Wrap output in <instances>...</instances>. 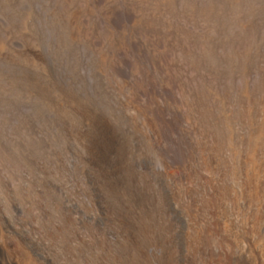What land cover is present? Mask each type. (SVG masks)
Masks as SVG:
<instances>
[{
	"label": "bare ground",
	"instance_id": "1",
	"mask_svg": "<svg viewBox=\"0 0 264 264\" xmlns=\"http://www.w3.org/2000/svg\"><path fill=\"white\" fill-rule=\"evenodd\" d=\"M49 5L65 56L53 63L69 69L67 78L44 65L35 48L16 50L9 35L0 36V61L6 54L20 60L5 72L9 88H20L28 103L38 100L35 115H52L48 122L54 119L61 136L45 172L19 133L0 134V264H105L113 250L135 264V234L143 248L164 255L171 244L179 247L173 263L156 256L152 264H264V0ZM28 14L17 25L24 40L33 33ZM135 43L145 59L141 81ZM82 51L94 72L93 95L77 73ZM62 137L80 144L84 165L77 171L90 186L83 192L89 205L76 203L78 194L71 197L57 182ZM108 209L126 226L122 233L113 234L95 214L107 217Z\"/></svg>",
	"mask_w": 264,
	"mask_h": 264
},
{
	"label": "rangeland",
	"instance_id": "2",
	"mask_svg": "<svg viewBox=\"0 0 264 264\" xmlns=\"http://www.w3.org/2000/svg\"><path fill=\"white\" fill-rule=\"evenodd\" d=\"M27 1H29V0H0V13H2V14H0V24H1V26H0V29H2V30H0V36H3V35H9L10 36V38H11V40H14V42L12 41V44H17L15 47H14V45H13V47L16 49V50H19V49H21L22 47H24L25 45H30L32 48H35V51L39 54V55H41L40 56V58L41 59H43V61H44V65H46V66H48L53 72H55V71H59L60 73H62V76H66V78H67V74H69V69H67L66 68V66H63V68L61 67V69H58V67L57 66H55L56 64V61L55 60H57L55 57H57L56 55L58 54V57L57 58H59V59H61L64 55L62 54V51H60L59 50V45H58V41H57V31H56V27H55V25L54 24H52L53 22H52V20H51V16H50V12H51V8H53V7H49V9H48V2H46V0H36V1H33V0H30L29 2H32V3H29V2H27ZM47 1H49V3L51 4H55V0H47ZM42 2V3H41ZM46 2V3H45ZM15 4V5H14ZM31 4H32V6H31ZM39 4V5H38ZM49 5V6H53V5ZM23 5V6H22ZM43 5H44V7L45 8H43ZM35 6V8H33ZM17 7H18V9H17ZM21 7V8H20ZM40 9H38V8ZM42 7V8H41ZM7 8V9H6ZM15 8H16V10H15ZM25 8V9H24ZM38 9V11H37V9ZM46 8L48 9V10H46ZM20 9V10H19ZM25 10V11H27V12H25V11H21V10ZM44 9H45V12H44ZM10 11V12H12V13H10V12H7V11ZM19 12H18V11ZM15 11H17V12H15ZM30 11V12H29ZM41 11V12H40ZM49 13H47V12ZM6 12H7V14H6ZM25 12V13H24ZM8 13L10 14V15H8ZM15 13H18V14H16V16H12V14H15ZM30 14V17H31V27H32V30H33V33L31 34V37L29 38L30 40H24V39H22L23 37H21V35H19V32L17 31L18 30V26L20 25V21H21V19H22V17H23V15L24 14ZM22 14V17L20 16ZM28 14V15H29ZM1 15H3V17H1ZM46 15V16H45ZM49 15V16H48ZM14 17H15V19H14ZM40 17V18H39ZM3 20H2V19ZM5 18V19H4ZM19 18V19H18ZM36 18H38V20L36 19ZM6 19L7 20H9L8 22H6ZM34 21H33V20ZM2 20V21H1ZM12 20V21H11ZM18 20V21H17ZM37 20V21H36ZM45 21V22H44ZM2 22H4V23H2ZM15 22V23H14ZM34 22H36V24L34 23ZM39 23V25H38V23ZM42 22V23H41ZM17 23V24H16ZM52 24V25H51ZM18 25V26H17ZM38 25V26H37ZM51 25V26H50ZM12 27V28H9V27ZM35 26V27H34ZM54 26V27H53ZM4 27V28H3ZM39 27V28H38ZM47 27H49V28H47ZM53 27V28H52ZM17 28V29H16ZM45 28V29H44ZM6 30V32H5V30ZM14 29H16L15 30V33L13 32L14 31ZM39 29V30H38ZM51 29V30H50ZM10 30H12V31H10ZM35 30H37V32L39 31V33H35L36 31ZM40 30H42V33H41V31ZM52 31H55V33L54 32H52ZM13 32V33H12ZM17 32V33H16ZM19 36H18V35ZM36 34V35H35ZM42 34H44L43 36H42ZM11 35H13V36H11ZM52 35V36H51ZM43 38H42V37ZM16 37V38H15ZM44 38H45V42H44ZM35 39V40H34ZM42 41H41V40ZM34 40V41H33ZM28 41H31L30 43L28 42ZM37 41L39 42V43H37ZM51 41V42H50ZM55 43H54V42ZM136 41V40H135ZM36 42V44H34ZM47 42H48V44H49V42H50V44L53 46H50L49 45V47H48V44H47ZM29 43V44H28ZM33 43V44H32ZM43 43V44H42ZM54 43V44H53ZM24 45V46H23ZM39 45H41V46H39ZM43 45H45V47H46V49H45V47H43ZM38 46V47H37ZM42 47V48H41ZM135 55H137L138 57H136L135 56V58L137 59V60H135L137 63H138V67H136V69H135V71H136V73H135V80L137 79L138 81H141V78H143V77H145V72H146V67H141V66H144L145 65V63H144V55L143 54H140L139 53V51H138V48H137V44L135 43ZM18 48V49H17ZM45 50H47V51H45ZM59 50V51H58ZM83 50V49H82ZM55 53V54H54ZM81 53H83V54H81ZM62 54V55H61ZM44 55V56H43ZM46 55V56H45ZM50 55V57H47V56H49ZM60 55V56H59ZM80 55H81V60L80 61H82V62H80V64L78 65V68L79 67H81V68H79V70L77 69V73L79 74L80 72L82 73V75H81V73L79 74L80 75V77L82 78V80L84 81V80H91V81H85L84 83L86 84V86L84 87V86H82L84 89H86L87 90V92H88V94H91V95H93V92H92V90H93V85L92 84H94V82H95V80L92 78V76H93V69H92V67L90 66V61H89V58L85 55V52L84 51H82V52H80ZM83 55V56H82ZM10 55H8V54H6V55H4V59L2 60V61H0V134H1V136H6V135H16V133L18 134V137H19V139H21L20 141H22V142H24L25 144H27V147H29L30 149H31V151L33 152V153H35L36 155L35 156H37L36 158L38 159V161H40L41 163H42V167H41V169L43 170V171H45V172H47L48 171V166L50 165V163H49V160H48V156H49V153H50V149L51 148H56L55 147V145L56 144H53V143H55L57 140L55 139V137L58 135V134H56V130L54 129V128H52L51 127V125L52 124H50V123H52V121L54 120H52L50 123L48 122V121H50L53 117H51L52 115H50L49 113H46L42 118H39V117H37L35 114H36V112H38V110H40L39 108L41 107V103L38 101V100H35V99H33L32 98V100H30V102L28 103L27 101H25L26 100V98H25V96L24 95H20L19 93H23L22 92V90L20 89V88H15V89H10L9 88V86H8V84H7V78H6V76L7 75H5V72H6V74H7V72H8V70L9 69H18L19 68V66H20V60L18 59V58H16V57H9ZM62 56V57H61ZM139 56H140V58H141V62H140V58H139ZM54 57V58H53ZM65 57V56H64ZM84 57V58H83ZM15 58V59H14ZM51 59V60H50ZM9 60V61H8ZM11 60V61H10ZM52 60H54V61H52ZM64 60H66V59H64ZM15 61V62H14ZM53 62H55V63H53ZM85 62V63H84ZM144 64H143V63ZM13 65V67L12 66H10L11 64ZM51 63V64H50ZM84 63V64H83ZM87 63H88V65H87ZM141 64H143V65H141ZM52 65V66H51ZM81 65V66H80ZM140 65V66H139ZM4 66V67H3ZM88 68H87V67ZM12 67V68H11ZM52 67H54L55 68V70H54V68H52ZM32 68V70L35 72L36 70L38 71L39 70V68L37 69L36 68V66H35V69H34V66H32V67H30V69ZM85 68L88 70V71H86L85 70ZM144 70H142V69ZM4 69V70H3ZM6 70V71H5ZM90 70H91V72H90ZM63 71H64V73H63ZM83 71H84V75H83ZM139 72V74H138V72ZM86 72H88V73H86ZM5 76H4V75ZM86 74H87V77H86ZM138 75H140L139 77H138ZM142 75V76H141ZM86 78V79H85ZM89 78V79H88ZM140 78V79H139ZM66 81H67V79H66ZM92 81H93V83H92ZM90 83V85L91 86H89L88 84ZM5 89H4V88ZM8 88V89H7ZM89 88H90V90H89ZM13 90V91H12ZM89 90V91H88ZM9 92V94H7ZM91 92V93H90ZM16 93V94H15ZM20 95V97H18ZM21 97H24V99L23 98H21ZM3 99V100H2ZM11 99V100H10ZM10 100V101H9ZM9 101V103H7V104H4V102H8ZM13 101V102H12ZM37 101V102H36ZM14 102H15V104H14ZM33 103V104H32ZM19 106H18V105ZM36 104V105H35ZM29 105V106H28ZM2 106V107H1ZM12 106H13V108H12ZM22 106V107H21ZM39 108H38V107ZM14 107H16V109L14 108ZM20 107L22 108V109H20ZM32 107V108H31ZM33 107H35V109H33ZM8 108V109H7ZM25 111V112H24ZM27 111V112H26ZM105 112L106 113H109V110H107V107L105 106ZM13 113V114H12ZM50 115V116H49ZM24 118V119H23ZM29 118V119H28ZM22 121H21V120ZM28 119V120H27ZM5 121V123H4V121ZM6 121H7V123H6ZM35 121V122H34ZM26 124H25V123ZM9 125L11 126V127H9ZM1 126H6L5 128H3V127H1ZM18 127V128H15L16 129V131L17 132H15V129H14V127ZM20 127V128H19ZM29 127V128H28ZM32 127V128H31ZM37 127V128H36ZM42 127V128H41ZM28 128V129H27ZM35 128V129H34ZM49 128V129H48ZM12 129H14V130H12ZM18 129V130H17ZM20 129V130H19ZM11 130V131H10ZM45 130V131H44ZM20 131H22V133H24V135L20 132ZM34 131V132H33ZM25 132H27V133H25ZM34 133V134H33ZM52 134H54V135H52ZM28 137V138H27ZM47 137V138H46ZM54 137V138H53ZM59 137H61L60 135H58V138ZM26 138V139H25ZM29 138H31V139H29ZM34 138V139H33ZM38 138L41 140V139H44V140H41V141H39L38 140ZM53 139V141H52V139ZM25 139V140H24ZM32 139H33V141H32ZM50 139V140H49ZM75 140H77V139H73L71 142H69V144L68 143H66L65 141H64V138L62 137L61 138V140H60V142H61V145L59 146L61 149V151L60 152H62L61 153V156L63 155V152H64V158L62 157V162H63V168H64V170L63 171H61L60 172V174L58 175V179L60 178L62 181V183H59V184H63V188L64 189H67L66 191H68V193H70V195H71V197H72V195H74V196H77V194H78V196L77 197H75V202H76V200H77V202L76 203H78V204H81V205H89V200H88V198L86 197V194H83V192L84 191H86V190H88V188L90 187L89 186V184H88V182H86L87 180L85 179V176L83 175V173H81L80 174V172H78L77 170H80L81 168H82V166L84 165V159L83 158H81L82 156H81V154L79 155V153H77L79 150H80V144H79V142H78V140L77 141H75ZM29 141V142H28ZM48 141H49V143H48ZM64 141V142H63ZM32 142H36V143H33L32 144ZM75 143V144H74ZM38 144V145H37ZM41 144V145H40ZM39 145L42 147V149L39 147ZM68 145H70V147L68 146ZM53 146V147H52ZM65 146V147H64ZM79 146V147H78ZM36 147H38L37 149H36ZM64 147V148H63ZM47 148V149H46ZM74 148V150H72ZM77 148V149H76ZM37 150V152H35L36 150ZM46 152H45V151ZM65 150V151H64ZM78 150V151H77ZM67 151V152H66ZM68 151H69V155L67 154L68 153ZM38 152H39V154H38ZM71 152H72V154H71ZM74 152H75V154H74ZM41 154V155H40ZM77 154V155H76ZM34 156V157H35ZM41 156H44V157H41ZM66 156H68V157H66ZM71 156H72V158H71ZM74 156V157H73ZM81 156V157H80ZM45 157L47 158V159H45ZM70 157V158H69ZM43 159V160H42ZM65 159V160H64ZM83 159V160H82ZM46 160V161H45ZM71 160V161H70ZM75 160V161H74ZM43 161V162H42ZM68 161V162H67ZM47 162H48V164H47ZM81 162V163H80ZM135 162V161H134ZM67 164V165H66ZM69 164V165H68ZM76 164V165H75ZM77 164H79V165H77ZM81 165V166H80ZM80 166V168H78ZM67 168V169H66ZM17 169L19 170V173H18V176L20 177V178H25L26 176H27V174H26V171L24 170V169H22V168H18L17 167ZM44 169H46V170H44ZM133 169H134V171H135V163H134V165H133ZM67 171V172H66ZM120 171H121V169H120ZM70 172V173H69ZM73 173V174H72ZM78 173H79V175H78ZM76 174V175H75ZM62 175H64V177L62 176ZM72 175V176H71ZM78 175V176H77ZM80 176H81V178H80ZM84 177V178H83ZM79 178V179H78ZM60 179L57 181V182H59L60 181ZM72 179V180H71ZM78 181H80L79 183H76V181L77 180ZM84 179H85V181H84ZM68 180V181H67ZM71 180V181H70ZM70 181V182H69ZM72 181H73V183H75L74 185H73V183H72ZM75 181V182H74ZM77 181V182H78ZM88 184V185H87ZM76 187V188H75ZM88 187V188H87ZM83 188V189H82ZM85 188V189H84ZM79 189V190H78ZM76 193H75V192ZM79 194H80V198H79ZM85 195V196H84ZM45 198V199H44ZM80 200H79V199ZM82 198V199H81ZM103 198L104 199H107L106 200V202L108 201V202H112V199H110V198H108L106 195H104L103 196ZM73 199V201H74V197L72 198ZM47 201H48V199L46 198V197H42V198H40L39 199V202H41V203H43V204H46L47 203ZM104 204H106V203H104ZM17 206H18V204H17ZM92 210H90L89 209V212H91ZM108 211V212H107ZM106 212V216L107 217H101V216H104V215H101V214H97L96 212H95V214H96V216H98V219H99V221L102 223V222H104L105 224H106V226L108 227V229L110 230V231H112L113 232V234H115L116 235V233L118 232L119 234L120 233H122L123 232V230L125 229L124 227H126V226H124V225H122L121 223H115L114 221H113V218H111V216H113L114 217V215H113V213L112 212H109L110 210L108 209ZM14 214H12L14 217L17 215H19V218L20 217H22L23 215H22V211L20 212V213H17L16 211H12ZM15 213H16V215H15ZM5 214V210L2 208L1 210H0V215H1V217L0 218H2L1 219V221L3 222L4 221V215ZM94 214V213H93ZM82 215H84L83 213H82ZM100 215V216H99ZM110 217V218H109ZM82 218H87V216L85 215V216H82ZM103 218V219H102ZM110 221H109V220ZM89 223V222H88ZM104 223H102V224H104ZM111 223V224H110ZM115 223V224H114ZM48 225H50V224H46V228H49V229H51L52 227H50V226H48ZM95 224H93V226H94ZM112 225V226H111ZM121 225V226H120ZM110 226V227H109ZM117 226V227H116ZM95 227V229H96V226H94ZM118 227H120L119 229H118ZM122 230V232H121V230ZM116 231V232H115ZM117 233V234H118ZM147 234H146V236L148 237V232H146ZM140 238H139V236H137L136 234H135V264H152V262H154V260L155 259H159V260H162V261H166L167 263L168 262H174L175 261V258L179 255V247L176 245V244H171L169 247H168V250H167V252L165 253V255L164 254H162V253H164V252H162L159 248H157L156 250L155 249H153L154 251H152L151 249H147L145 246H144V248L141 246V244H140V240H139ZM139 241V242H138ZM13 243L15 242L14 240L12 241ZM175 245H176V247H175ZM177 247H178V249H177ZM11 248H9V251L11 252V250H10ZM159 249V250H158ZM173 250V251H172ZM178 250V251H177ZM117 251H112V255H110V258L112 259L111 261H109V262H107L108 260H106L105 261V264H120L121 262V264H125L124 262H123V256H122V254H120V253H116ZM162 252V253H161ZM153 253V254H152ZM116 254V255H115ZM155 254H159V255H155ZM160 254L162 255V257H160ZM192 254V253H191ZM156 256H157V258H156ZM168 256V257H167ZM176 256V257H175ZM154 257V258H153ZM116 258V259H115ZM122 258V259H121ZM162 258V259H161ZM168 258V259H167ZM173 258V259H172ZM191 258H199V255L198 254H196V253H193L192 255H191ZM164 259H166V260H164ZM0 260H1V256H0ZM114 260H115V263H114ZM121 260V261H120ZM170 260V261H169ZM228 263V262H227ZM226 263V264H227ZM131 264H132V262H131ZM228 264H230V263H228Z\"/></svg>",
	"mask_w": 264,
	"mask_h": 264
}]
</instances>
